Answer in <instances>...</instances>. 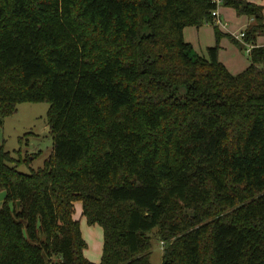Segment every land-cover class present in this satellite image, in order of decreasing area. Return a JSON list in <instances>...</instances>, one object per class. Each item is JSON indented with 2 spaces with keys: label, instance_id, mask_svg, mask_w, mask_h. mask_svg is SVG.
<instances>
[{
  "label": "trees",
  "instance_id": "1",
  "mask_svg": "<svg viewBox=\"0 0 264 264\" xmlns=\"http://www.w3.org/2000/svg\"><path fill=\"white\" fill-rule=\"evenodd\" d=\"M224 5L253 19L243 40L212 0H0V124L48 102L54 146L26 173L0 145V264H96L77 201L101 264H152L154 237L161 264H264V5ZM204 23L207 56L184 36ZM224 35L252 45L240 73Z\"/></svg>",
  "mask_w": 264,
  "mask_h": 264
},
{
  "label": "rangeland",
  "instance_id": "2",
  "mask_svg": "<svg viewBox=\"0 0 264 264\" xmlns=\"http://www.w3.org/2000/svg\"><path fill=\"white\" fill-rule=\"evenodd\" d=\"M251 1L264 5V0ZM222 8L224 10L223 17L220 16L222 21L219 23L220 28L225 33L237 36L248 23V17L238 15L231 6L223 5ZM187 27L189 28L186 36L193 40L194 52L207 56V47L216 43L215 30L211 23H204L200 28ZM257 43L264 45V35L258 36ZM220 45V59L228 64L232 73L237 74L248 66L250 63L248 51L242 50L233 43L228 35L221 38ZM245 45L248 46L247 43ZM184 90L182 88L181 92ZM49 108L50 103L48 102H22L18 104L17 110L5 117L3 124H0V145L4 144L5 150L9 151L14 159L11 164L20 171L27 173L31 169L37 170L42 167L53 151L52 127L47 114ZM81 226H83L84 236L88 243L87 248L96 251V244L93 245L92 242L104 239L103 227L100 224H89L85 217L82 219ZM163 248V243L154 237L152 239V264L161 263ZM94 251L93 254H95ZM97 264L101 263L97 262Z\"/></svg>",
  "mask_w": 264,
  "mask_h": 264
},
{
  "label": "crops",
  "instance_id": "3",
  "mask_svg": "<svg viewBox=\"0 0 264 264\" xmlns=\"http://www.w3.org/2000/svg\"><path fill=\"white\" fill-rule=\"evenodd\" d=\"M223 6V5H222ZM222 6H221V8H222ZM225 6V5H224ZM220 8V14H221V16L223 17V10H224V8H222L221 9ZM248 17V16H247ZM247 24H246V26H245V28L244 29H246V27L251 23V22H253V19L252 18H250V17H248V20H247ZM212 25V24H211ZM213 26V25H212ZM201 27V26H200ZM200 27H197V28H200ZM189 27H187V28H185L184 29V36H185V39H186V41H188V42H190V43H192V45H193V40H191V39H188L187 38V36H186V31H187V29H188ZM244 29H242L241 31H243ZM222 30V29H221ZM223 31V30H222ZM224 32V31H223ZM232 40V39H231ZM234 43V42H233ZM258 44V43H257ZM214 45V44H213ZM258 45H260V44H258ZM211 46V45H210ZM208 48V47H207ZM193 49H194V45H193ZM200 55H203V56H206V54H200ZM219 58H220V56H219ZM250 59V58H249ZM220 61H222L221 59H220ZM226 66H227V68L230 70V68L228 67V64H226L224 61H222ZM250 64V63H249ZM248 64V65H249ZM231 71V70H230ZM240 72H242V71H240ZM239 72V73H240ZM73 217L75 218V219H78L79 221H80V226H81V223H82V219H83V217H85L84 215H83V204H82V202L81 201H77V202H75V211H74V214H73ZM86 218V217H85ZM81 231H82V235H83V237H84V239H85V236H84V231H83V226H81ZM86 240V239H85ZM87 242V241H86ZM88 244V243H87ZM92 244L93 245H95L96 244V251H94V250H90V249H88V248H86L85 249V251H84V253H85V255H86V257L87 258H89L90 260H92L93 262H95L96 264H97V262H100L101 263V259H102V254H103V246H104V239L101 241V240H97V241H93L92 242ZM93 251L95 252V254H93ZM59 258L58 257H54L53 258V260L54 261H57ZM50 264H56V263H50ZM159 264H161V263H159Z\"/></svg>",
  "mask_w": 264,
  "mask_h": 264
},
{
  "label": "built area",
  "instance_id": "4",
  "mask_svg": "<svg viewBox=\"0 0 264 264\" xmlns=\"http://www.w3.org/2000/svg\"><path fill=\"white\" fill-rule=\"evenodd\" d=\"M212 1L215 2L216 5H217L216 9L212 11V14L215 16L216 21H217L218 24L219 23H222V21L220 20V16H221V14H220V7L222 5H224L225 0H212ZM244 36H245V30L241 31L240 34H237V38L238 39L241 38L243 40ZM251 48H252V45L251 44H248L247 51L250 52Z\"/></svg>",
  "mask_w": 264,
  "mask_h": 264
},
{
  "label": "water",
  "instance_id": "5",
  "mask_svg": "<svg viewBox=\"0 0 264 264\" xmlns=\"http://www.w3.org/2000/svg\"><path fill=\"white\" fill-rule=\"evenodd\" d=\"M8 195V191L7 190H2L0 191V206H2L6 200V197ZM20 201L18 202L19 206H20Z\"/></svg>",
  "mask_w": 264,
  "mask_h": 264
}]
</instances>
